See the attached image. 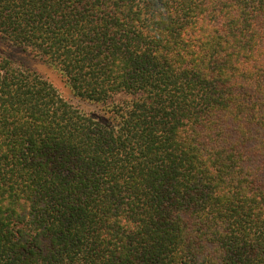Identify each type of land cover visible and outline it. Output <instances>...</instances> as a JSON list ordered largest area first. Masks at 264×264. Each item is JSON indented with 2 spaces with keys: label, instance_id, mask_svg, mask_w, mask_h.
<instances>
[{
  "label": "trees",
  "instance_id": "trees-1",
  "mask_svg": "<svg viewBox=\"0 0 264 264\" xmlns=\"http://www.w3.org/2000/svg\"><path fill=\"white\" fill-rule=\"evenodd\" d=\"M0 264H264V0H0Z\"/></svg>",
  "mask_w": 264,
  "mask_h": 264
},
{
  "label": "rangeland",
  "instance_id": "rangeland-1",
  "mask_svg": "<svg viewBox=\"0 0 264 264\" xmlns=\"http://www.w3.org/2000/svg\"><path fill=\"white\" fill-rule=\"evenodd\" d=\"M2 51V50H1ZM4 51V50H3ZM6 54L11 55V57L20 64L26 65V66H33L35 65L34 62L30 59H27L26 56H24L19 50H7L4 51ZM59 82L58 83V87L60 89V91L66 96V97H70L69 93H68V86L66 85L65 81L63 78H61L60 76L58 77Z\"/></svg>",
  "mask_w": 264,
  "mask_h": 264
}]
</instances>
